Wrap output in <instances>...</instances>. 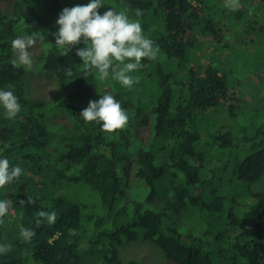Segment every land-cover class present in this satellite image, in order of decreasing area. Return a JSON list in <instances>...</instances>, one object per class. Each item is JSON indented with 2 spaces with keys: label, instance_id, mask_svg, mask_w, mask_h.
<instances>
[{
  "label": "trees",
  "instance_id": "1",
  "mask_svg": "<svg viewBox=\"0 0 264 264\" xmlns=\"http://www.w3.org/2000/svg\"><path fill=\"white\" fill-rule=\"evenodd\" d=\"M89 2L15 0L8 13L0 8V90L13 91L21 105L14 119L5 118L0 106V159L23 169L19 179L0 188V200L8 201L0 245H12L0 254V264H125L118 246L142 237L177 264H213L204 244L207 236L218 243L215 264H264V192L237 190L241 182L250 185L264 176V138L243 134L239 147L237 133L227 124L210 140L195 125L206 110L222 109L237 118L243 106L213 60L201 65L197 51L206 45L199 35L211 34L215 47L230 49L241 42L236 32L241 19L250 29L244 43L253 42L264 28V0H252L251 14L244 6L233 11L226 6L231 0H123L121 13L139 21L142 30L152 29L160 59H181L176 76L162 63L144 67L151 60L142 58V66L129 73L139 81L131 88L111 72L101 80L97 69L86 68L76 55L83 43L67 54L55 46L52 34L62 9ZM218 4L224 19L214 11ZM25 31L37 32L42 42L37 67L56 81L51 101L27 98L25 69L12 66V40ZM106 94L129 117L123 129L112 133L80 115L90 100ZM54 111L69 119L62 135L49 128ZM141 128H148L145 140L138 137ZM76 186H86L80 201L64 194ZM239 195L250 198L240 201L239 214L225 210L227 198L236 202ZM40 211H55L57 221L36 228ZM22 227L35 229L29 242L20 236ZM126 264L138 263L129 259Z\"/></svg>",
  "mask_w": 264,
  "mask_h": 264
},
{
  "label": "rangeland",
  "instance_id": "2",
  "mask_svg": "<svg viewBox=\"0 0 264 264\" xmlns=\"http://www.w3.org/2000/svg\"><path fill=\"white\" fill-rule=\"evenodd\" d=\"M220 1V0H219ZM15 0H0V8L8 13L12 10V5ZM118 0H106L105 7L99 13L102 15L104 12L112 8L115 12L121 13L120 7L122 6L123 0L120 4L116 5ZM216 2V1H214ZM223 2V1H222ZM258 3V2H257ZM249 7L248 12L252 13L254 4L252 0H247L246 3L240 2L239 8ZM224 9L218 4L214 8L215 12H222ZM221 19H224L223 15H220ZM130 20V19H129ZM247 20V17L246 19ZM131 21V20H130ZM227 22L224 24L226 25ZM223 24V25H224ZM248 24L240 19V26L236 27V32L240 31V40L243 43H231L230 49L215 47L216 44H212V35L204 34L199 35V39L204 41L206 45L204 48L199 49L197 53H201L203 58L201 59V65L206 66L208 62L213 60L215 65L221 74L228 76L229 83L231 84V91H238L240 100L243 103L241 110H238L237 118L230 117L225 110H215L211 113V110L200 112L201 115L196 119V128L203 134L205 140H210L212 134L225 124L228 125L229 129L237 133L236 139L239 141L243 134L249 137L255 138L254 140H260L264 138V28L261 29V33L258 39H252L253 42L244 43V39L247 38L246 30ZM253 26V29H256ZM142 34L152 39V29L142 30ZM20 34H17L14 39ZM203 42H196L195 45H200ZM188 50V49H187ZM195 50V47H194ZM32 53L33 67L31 71L25 70L24 82H25V96L30 100H44L51 101L54 98L56 92V81L51 73L42 72L38 69L37 65L39 60L42 58L43 48L42 42L36 36L34 46L29 49ZM204 51V54L202 53ZM248 51V52H247ZM159 51L157 57L151 60L150 63L145 62L144 67H149L154 63H162L165 67H170L174 74L177 76L180 72V61L179 58L166 59L163 61L160 59ZM192 59L193 54H188ZM12 60L15 59L13 52H11ZM159 58V59H158ZM195 64H199V58L194 60ZM193 65V63H190ZM254 78V79H253ZM259 79V82H257ZM256 80V81H255ZM115 86V85H114ZM116 87V86H115ZM240 91V92H239ZM253 99H257L255 102L250 103ZM50 125L49 128L54 133L62 135L63 131H67L66 128L70 126L69 119L63 112L54 111L49 115ZM245 124V125H244ZM67 127H66V126ZM148 128H141L138 130V137L145 140L148 135ZM219 152V151H218ZM218 152L214 151L216 157ZM229 158H234L233 152L230 150L224 151ZM235 154L237 151L235 150ZM224 161V156L220 160V164ZM229 165V166H233ZM228 184H234L228 183ZM239 184V183H238ZM249 188L252 192H264V176L253 184L240 183L238 191ZM86 191V186H76L68 190H65L64 194L73 201L81 200L84 195L83 191ZM233 190V189H232ZM233 192H235L233 190ZM250 201L248 195H239L236 202L232 200L230 196L227 198L225 210L232 209L239 214L240 212V201ZM122 240H125L123 238ZM118 243V242H115ZM204 244L210 251L213 264L216 263V256H218V243L213 239L212 236L205 237ZM120 250L122 262L127 263L129 259H134L138 264H177L173 260L167 258L161 249L154 244L151 240L142 237L130 243H125L118 246Z\"/></svg>",
  "mask_w": 264,
  "mask_h": 264
},
{
  "label": "clouds",
  "instance_id": "3",
  "mask_svg": "<svg viewBox=\"0 0 264 264\" xmlns=\"http://www.w3.org/2000/svg\"><path fill=\"white\" fill-rule=\"evenodd\" d=\"M104 6L102 0H90L87 5L65 7L59 13L56 25L58 31L55 36V46L64 47L67 52L77 44L83 43L85 47L77 48L79 56L86 68H95L99 72L101 80L107 78L111 72L113 79L121 85L131 88L138 83L129 73L140 68L142 58L154 60L159 51L154 42L142 34L139 21H130L124 13H117L112 8L102 15L98 12ZM230 7L238 10V0H231ZM141 13L137 11V15ZM37 32L31 35L27 31L12 40V52L15 59L11 61L14 68H24L31 71L33 67L32 53L29 51L35 44ZM83 37V40L81 39ZM134 61L127 62L125 61ZM0 106L4 109L7 119H14L21 111L18 97L11 90H0ZM85 122H96L102 131L107 133L123 129L129 121V117L122 109L121 104L112 95H103L98 100H90L88 107L80 112ZM23 169L20 166H12L7 158L0 159V188L19 179ZM35 201L28 198V203ZM8 212V201L0 200V223ZM58 219V214L40 211L37 214L35 227H41L43 222L52 225ZM36 235L33 228H21L20 236L24 242H29ZM12 245H0V254H7Z\"/></svg>",
  "mask_w": 264,
  "mask_h": 264
}]
</instances>
